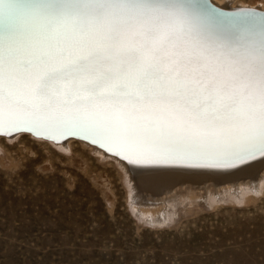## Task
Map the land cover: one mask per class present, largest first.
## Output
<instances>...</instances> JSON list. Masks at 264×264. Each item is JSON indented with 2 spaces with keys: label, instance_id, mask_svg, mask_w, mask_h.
<instances>
[{
  "label": "snow or ice",
  "instance_id": "snow-or-ice-1",
  "mask_svg": "<svg viewBox=\"0 0 264 264\" xmlns=\"http://www.w3.org/2000/svg\"><path fill=\"white\" fill-rule=\"evenodd\" d=\"M188 0H2L0 135L91 136L135 164L264 156V18L197 28Z\"/></svg>",
  "mask_w": 264,
  "mask_h": 264
},
{
  "label": "rangeland",
  "instance_id": "rangeland-1",
  "mask_svg": "<svg viewBox=\"0 0 264 264\" xmlns=\"http://www.w3.org/2000/svg\"><path fill=\"white\" fill-rule=\"evenodd\" d=\"M20 135L0 137V264H264V174L178 186L138 209L119 161Z\"/></svg>",
  "mask_w": 264,
  "mask_h": 264
},
{
  "label": "bare ground",
  "instance_id": "bare-ground-1",
  "mask_svg": "<svg viewBox=\"0 0 264 264\" xmlns=\"http://www.w3.org/2000/svg\"><path fill=\"white\" fill-rule=\"evenodd\" d=\"M0 2H2V0H0ZM208 2L217 7V9L219 8L226 11H235V9L245 11L244 13L237 14L220 12L210 8L207 4V0H188V10L194 18L197 28L208 34L220 37H227L230 35L243 36L248 34L253 28L257 27L261 19L264 18V15H262L264 13V9L260 8V6L258 7L246 4L244 6L243 4L242 7L233 8L234 2L232 0H209ZM22 129L28 128H20L12 131ZM28 130H31L38 135H43L58 141H62L63 139L71 136L45 131L37 132L33 129ZM18 135L21 136L20 134ZM74 136L85 139L90 143L96 144L98 147L107 150V148L101 143L94 141L91 136H85L83 134ZM10 138L12 137H9V139ZM72 140L75 139H68L60 144L53 145L61 146L64 144L65 147ZM95 151L103 156H106L102 151ZM120 164L126 167L127 170L129 169L131 172V177H133L132 181H134L135 187L133 204L138 207V209L141 207L147 208L149 205L147 206L146 204L150 202L151 198L159 195H167L178 186H184L186 184H198L199 186H205L208 183H212L216 188L221 183H231L235 187H238V185L242 186L243 184L252 187V185L254 186V179H257V182L261 181L264 174V156L261 155L246 161L242 165L239 164L240 166L234 165L231 167L213 166L204 162H179L170 163L171 165L163 164L160 166L151 165L150 163H127L126 161L125 163L120 162ZM147 211L150 210L144 209L142 212L144 215H148ZM155 214H151L150 212L149 215L152 220L156 217ZM155 219L156 221L158 220L164 222L167 218L158 216V218L156 217Z\"/></svg>",
  "mask_w": 264,
  "mask_h": 264
},
{
  "label": "water",
  "instance_id": "water-1",
  "mask_svg": "<svg viewBox=\"0 0 264 264\" xmlns=\"http://www.w3.org/2000/svg\"><path fill=\"white\" fill-rule=\"evenodd\" d=\"M208 1L209 0H207V4L209 5L210 8H213L214 10H218L220 12H226V13H231V14H237V13H244L245 12L244 10H236V9H235V11H226V10L219 9V8L217 9V7L211 5L210 2H208ZM262 15H264V13ZM18 134L30 135V136H32L35 139L42 140V141H45V142H48V143H52V144H60L61 142H64V141H66L68 139H75V141L82 142L83 144H86L87 146L92 147L95 150L102 151L109 158H113V159H115L117 161H120V162H123V163H125V161L127 163H129L128 160L123 159L119 155H117L115 153H111V152L107 151L104 148L98 147L96 144L90 143L89 141H87L85 139H82L80 137L74 136V135H71L68 138L63 139L62 141H58V140L53 139V138H49V137H46V136H43V135H38V134L34 133L31 130L22 129V130H17V131H10V132L6 131L3 135H0V136H3V137H14V136H16ZM170 163H179V162H160V163H150V164L151 165L160 166V165H163V164L171 165Z\"/></svg>",
  "mask_w": 264,
  "mask_h": 264
}]
</instances>
